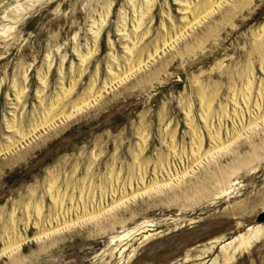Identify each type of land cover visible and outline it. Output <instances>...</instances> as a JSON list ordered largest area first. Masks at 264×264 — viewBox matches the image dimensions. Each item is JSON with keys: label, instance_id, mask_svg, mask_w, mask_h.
<instances>
[{"label": "rangeland", "instance_id": "374dc122", "mask_svg": "<svg viewBox=\"0 0 264 264\" xmlns=\"http://www.w3.org/2000/svg\"><path fill=\"white\" fill-rule=\"evenodd\" d=\"M262 210L264 0H0V264H264Z\"/></svg>", "mask_w": 264, "mask_h": 264}, {"label": "bare ground", "instance_id": "6f19581e", "mask_svg": "<svg viewBox=\"0 0 264 264\" xmlns=\"http://www.w3.org/2000/svg\"><path fill=\"white\" fill-rule=\"evenodd\" d=\"M264 224V223H263ZM264 235V226L256 227L252 230V232L248 235H245L241 238V241L239 242L238 246H235L234 248H231L232 251H228L229 249H226L225 251V261L229 262L232 260L233 256L237 254V251L243 247L250 246L252 243L257 241L258 238L262 237ZM232 246V244H230ZM229 245V247H230ZM227 246V247H226ZM226 248H229L228 245H225ZM224 248V247H223Z\"/></svg>", "mask_w": 264, "mask_h": 264}, {"label": "water", "instance_id": "95a60500", "mask_svg": "<svg viewBox=\"0 0 264 264\" xmlns=\"http://www.w3.org/2000/svg\"><path fill=\"white\" fill-rule=\"evenodd\" d=\"M258 219H259V221L264 222V210L261 211V213L259 214Z\"/></svg>", "mask_w": 264, "mask_h": 264}]
</instances>
